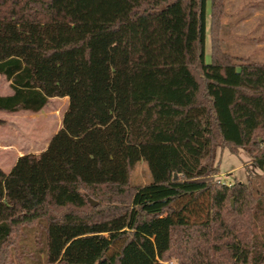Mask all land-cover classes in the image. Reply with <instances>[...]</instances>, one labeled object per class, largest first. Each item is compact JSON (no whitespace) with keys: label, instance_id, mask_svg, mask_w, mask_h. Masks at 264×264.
Wrapping results in <instances>:
<instances>
[{"label":"trees","instance_id":"16d2710c","mask_svg":"<svg viewBox=\"0 0 264 264\" xmlns=\"http://www.w3.org/2000/svg\"><path fill=\"white\" fill-rule=\"evenodd\" d=\"M224 9L0 0V112L68 98L47 149L0 167V264L15 234L19 264H264V63L224 53ZM223 145L262 174L213 180ZM140 162L149 180L132 185Z\"/></svg>","mask_w":264,"mask_h":264},{"label":"rangeland","instance_id":"374dc122","mask_svg":"<svg viewBox=\"0 0 264 264\" xmlns=\"http://www.w3.org/2000/svg\"><path fill=\"white\" fill-rule=\"evenodd\" d=\"M224 6L225 11L217 30L221 48L232 58H245L242 56L244 51L250 53L252 51L249 43L252 39L250 32L253 28L256 29L257 40L262 39L259 42L264 44V0H224ZM207 12L209 17L210 5H208ZM245 32L248 33L246 39L249 43L244 42L242 45ZM258 33L260 35H257ZM210 48L211 40L207 27L206 63L211 62ZM261 50L256 51V55L248 59L264 63V51ZM9 92V83L0 76V94ZM67 106L68 99L52 98L44 110L37 115L28 112L6 115L0 112V165L8 171L18 156L32 152L38 153L45 148L49 139L59 129ZM214 165L218 167V171L212 175L213 180L227 186L234 182L247 183L249 173L262 174L244 149H233L227 145L216 149ZM148 180V167L144 162H140L131 172V184L142 185L146 184ZM97 203L99 202L97 201ZM231 204L233 206V200ZM18 236L15 234L12 239L15 242L13 246L16 247L15 251L11 248L13 257L14 252L22 256L26 252L19 251L18 241L21 240V237ZM26 242L30 248L36 249L35 239L32 235ZM13 257L11 259L13 262L8 264H19ZM169 264H176V260L169 261Z\"/></svg>","mask_w":264,"mask_h":264},{"label":"crops","instance_id":"0c3cea01","mask_svg":"<svg viewBox=\"0 0 264 264\" xmlns=\"http://www.w3.org/2000/svg\"><path fill=\"white\" fill-rule=\"evenodd\" d=\"M245 22V21H244ZM255 30L256 29H254L253 28V30H252V32H250V34H252V39L250 40L251 42L249 43V42H247L248 40L246 39V37L248 36V33L247 32H245V34H243V41H242V45L244 44V42L245 43H249V44H251V47H252V51H251V53L250 52H248V51H244L245 53L244 54H242V56L243 57H245V58H251V57H253L254 55H256V51H260V49H262L261 51L263 52L264 51V44H261L259 41L260 40H262V39H259V40H257V38L255 37L256 36V34H255ZM257 35H260L259 33L257 34ZM244 50V49H243ZM253 54V55H252ZM253 61H256L255 59L253 60ZM257 62V61H256ZM9 83V82H8ZM9 89H10V87H9ZM11 94V89H10V92L9 93H7V94H0V95H10ZM66 99H68V98H66ZM3 114H6V115H13V114H17V113H19V112H17V113H13V114H9V113H4V112H2ZM25 113V112H24ZM27 113V112H26ZM29 113V112H28ZM34 115H37V114H34ZM61 124H62V122H61ZM61 128V125H60V127H59V129ZM58 129V130H59ZM57 130V131H58ZM56 131V132H57ZM55 132V133H56ZM54 133V134H55ZM53 134V135H54ZM52 135V136H53ZM52 138V137H51ZM51 138L49 139V142H50V140H51ZM49 142L46 144V146H45V148H43L42 150H40L38 153H35V152H32V154H40V153H42L43 151H45L46 149H47V147H48V145H49ZM29 154V153H28ZM25 155V154H24ZM22 156V155H21ZM20 156H18L14 161H13V163H12V165H11V167H10V169L7 171L6 169H4L1 165H0V167L6 172V173H8L13 167H14V165H15V163H16V161H17V159L19 158Z\"/></svg>","mask_w":264,"mask_h":264},{"label":"water","instance_id":"95a60500","mask_svg":"<svg viewBox=\"0 0 264 264\" xmlns=\"http://www.w3.org/2000/svg\"><path fill=\"white\" fill-rule=\"evenodd\" d=\"M92 206H96L97 202L93 201L92 199H88Z\"/></svg>","mask_w":264,"mask_h":264}]
</instances>
